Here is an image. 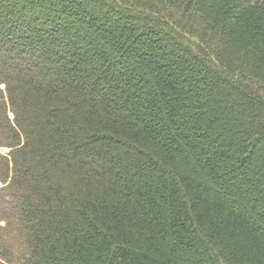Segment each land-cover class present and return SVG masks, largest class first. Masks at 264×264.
<instances>
[{
	"label": "trees",
	"instance_id": "16d2710c",
	"mask_svg": "<svg viewBox=\"0 0 264 264\" xmlns=\"http://www.w3.org/2000/svg\"><path fill=\"white\" fill-rule=\"evenodd\" d=\"M176 5L0 0V264H264V0Z\"/></svg>",
	"mask_w": 264,
	"mask_h": 264
},
{
	"label": "rangeland",
	"instance_id": "374dc122",
	"mask_svg": "<svg viewBox=\"0 0 264 264\" xmlns=\"http://www.w3.org/2000/svg\"><path fill=\"white\" fill-rule=\"evenodd\" d=\"M178 1L179 0H152V1L149 0V3L151 4L152 7L161 10L171 16L177 17L176 2ZM263 70H264V66H263Z\"/></svg>",
	"mask_w": 264,
	"mask_h": 264
}]
</instances>
